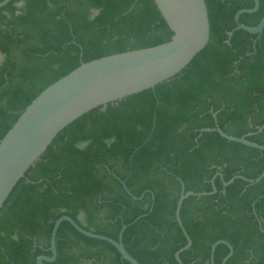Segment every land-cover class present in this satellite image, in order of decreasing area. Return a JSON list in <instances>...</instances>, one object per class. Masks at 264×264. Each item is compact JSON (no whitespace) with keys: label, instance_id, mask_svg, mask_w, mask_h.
<instances>
[{"label":"trees","instance_id":"16d2710c","mask_svg":"<svg viewBox=\"0 0 264 264\" xmlns=\"http://www.w3.org/2000/svg\"><path fill=\"white\" fill-rule=\"evenodd\" d=\"M205 4L209 42L181 73L83 115L19 180L0 211V264L51 257V231L62 216L115 241L126 225L122 242L139 264H177L174 254L186 244L174 215L179 179L185 192L201 193L211 191L217 172L225 182L262 173L264 152L202 130L217 124L236 138L251 133L247 140L264 146V30L258 40L243 30L229 37L235 14L252 9L253 0ZM263 17L259 0L258 10L239 21L256 27ZM172 37L153 0H12L0 9V140L43 90L82 63ZM214 184V195L182 204L192 240L182 264H211L219 240L233 247L226 264H264V233L252 212L262 197L254 209L264 228V178L255 185L235 180L224 194L219 177ZM56 250L44 264H129L112 245L67 222L58 228ZM228 252L217 246L214 264Z\"/></svg>","mask_w":264,"mask_h":264},{"label":"water","instance_id":"95a60500","mask_svg":"<svg viewBox=\"0 0 264 264\" xmlns=\"http://www.w3.org/2000/svg\"><path fill=\"white\" fill-rule=\"evenodd\" d=\"M11 1H1L0 9ZM153 1L161 17L173 33L169 42L82 63L78 68L43 90L25 108L12 128L0 140V211L19 180L25 176L29 168L39 161L57 135L71 123L96 108H105L108 104L153 89L157 85L172 79L181 73L196 55L207 46L210 37V24L205 0ZM253 3L252 9H243L235 14L236 27L228 33L229 37L233 32L243 30L249 34L257 35L256 40L260 38L264 30V17L256 27H246L239 21L242 14H252L258 10L259 0H253ZM251 54H247V56ZM261 130L262 128H259L258 132ZM202 132H216L229 142L239 143L264 152V146L247 140V137L252 135L251 133L236 138L225 134L217 124L215 128L203 129ZM216 177L221 179L223 186L221 193L224 194L225 188L235 180H242L249 185H255L264 178V170L255 179L236 175L227 182L217 172L211 180V191L201 193L185 192L184 185L179 179L181 194L177 200L174 215L186 244L174 254L177 264H182L180 254L188 251L192 245V240L180 219L182 204L189 197L198 199L217 193L214 184ZM120 183L129 194L124 182L120 181ZM143 196L133 197V199L142 200ZM261 198L259 197L252 203V212L258 221L260 231L264 233V228L254 209L255 203ZM152 201H154L153 196ZM152 207L153 205H151L149 212H151ZM63 222L69 223L77 232L87 238L109 243L117 250L123 261L129 264H139L128 254L123 245L122 235L127 228L126 225L121 227L118 240L115 241L109 237L84 230L69 216H62L54 222L49 247L52 255L51 257L39 256L37 264L53 262L56 259V234ZM219 245H224L229 250L221 264H226L233 254V247L228 242L216 241L210 250L211 264H214V252Z\"/></svg>","mask_w":264,"mask_h":264},{"label":"rangeland","instance_id":"374dc122","mask_svg":"<svg viewBox=\"0 0 264 264\" xmlns=\"http://www.w3.org/2000/svg\"><path fill=\"white\" fill-rule=\"evenodd\" d=\"M2 60H3V56L0 55V63L2 62Z\"/></svg>","mask_w":264,"mask_h":264}]
</instances>
